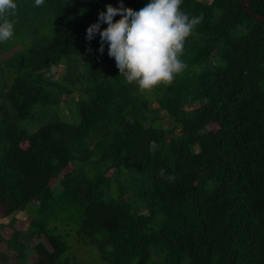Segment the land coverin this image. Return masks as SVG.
<instances>
[{
    "label": "trees",
    "instance_id": "trees-1",
    "mask_svg": "<svg viewBox=\"0 0 264 264\" xmlns=\"http://www.w3.org/2000/svg\"><path fill=\"white\" fill-rule=\"evenodd\" d=\"M17 2L0 42L15 49L0 60V248L18 264H81L76 247L88 264H264V0H183L203 14L186 68L145 91L97 54L105 29L86 30L148 0Z\"/></svg>",
    "mask_w": 264,
    "mask_h": 264
},
{
    "label": "clouds",
    "instance_id": "clouds-1",
    "mask_svg": "<svg viewBox=\"0 0 264 264\" xmlns=\"http://www.w3.org/2000/svg\"><path fill=\"white\" fill-rule=\"evenodd\" d=\"M34 3L39 6L45 0ZM182 4L183 0H148L133 12L125 11L123 5L104 9L87 27L86 39H95L104 28L97 54L103 56L107 49L108 60L126 82L135 83L141 91L152 90L171 83L186 68L182 58L186 40L203 21V14L185 11ZM17 8V0H0V42L14 36L11 17ZM113 21L119 22L114 25Z\"/></svg>",
    "mask_w": 264,
    "mask_h": 264
},
{
    "label": "rangeland",
    "instance_id": "rangeland-1",
    "mask_svg": "<svg viewBox=\"0 0 264 264\" xmlns=\"http://www.w3.org/2000/svg\"><path fill=\"white\" fill-rule=\"evenodd\" d=\"M15 49H13L12 51L9 52H5L4 54L0 55V60H4L6 57H8ZM63 67L59 66L53 69V72L55 73L56 77L58 76L59 73H61ZM152 105L154 107H156L155 103H152ZM67 114V110H64V115ZM163 121L160 123V126L165 129H176L173 122L167 117V115L165 114H161ZM66 119L68 121H72L73 119L71 117H66ZM34 129V128H33ZM32 129V130H33ZM177 130V129H176ZM1 215V213H0ZM15 218L18 219V224L17 226L19 228H21L23 231V235L25 238L22 237L23 241L26 244V250L27 252L29 251V249L34 245V241L33 240H29L27 237V233L26 232V227L28 226L29 222L31 221V216L29 214H27L26 212L24 213H20L15 215ZM8 223V219H4L2 217H0V234H4L7 230L6 224ZM75 239H72V242L74 243ZM46 244V243H45ZM46 246L49 248V246L46 244ZM75 254H77V256L80 258L81 260V264H88V261H90V256L86 253V252H82L80 251L79 247L75 248ZM2 257L4 259H2ZM3 260H6L5 264H18V261L16 259V253L12 252V251H8L4 248H0V262H2ZM31 260V259H30ZM29 262V260H28ZM28 262H24L22 263V261L19 260V264H28ZM31 262V261H30Z\"/></svg>",
    "mask_w": 264,
    "mask_h": 264
}]
</instances>
